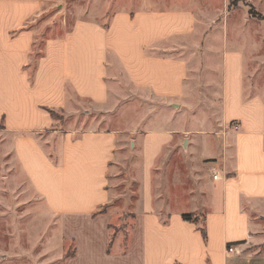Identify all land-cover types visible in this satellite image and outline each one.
I'll return each mask as SVG.
<instances>
[{
    "label": "crops",
    "instance_id": "0c3cea01",
    "mask_svg": "<svg viewBox=\"0 0 264 264\" xmlns=\"http://www.w3.org/2000/svg\"><path fill=\"white\" fill-rule=\"evenodd\" d=\"M48 1L0 0V147L13 154L59 219L62 236L72 240L73 254L62 264H264V102L244 99L243 56L225 60V123L236 121L239 128L230 126L214 149L220 177L210 183L207 240L183 211L170 212L167 224L156 211L154 169L178 133L154 130L135 140L141 148L140 208L123 248L113 250L118 242L108 185L120 133L71 122L53 127L46 107L68 111L71 97L107 102L116 63L135 87L180 97L188 61L165 55L166 48L195 31L199 12L193 3L122 9L108 23L80 18L45 39L34 24L54 10ZM246 2L264 14V0Z\"/></svg>",
    "mask_w": 264,
    "mask_h": 264
},
{
    "label": "rangeland",
    "instance_id": "374dc122",
    "mask_svg": "<svg viewBox=\"0 0 264 264\" xmlns=\"http://www.w3.org/2000/svg\"><path fill=\"white\" fill-rule=\"evenodd\" d=\"M231 1L51 0L48 4L54 10L34 24L37 33L48 39L68 31L80 18L108 23L112 14L122 9L193 3L199 12L195 31L174 38L166 48L165 55L188 61L180 97H160L135 87L116 63L107 102L94 104L71 97L68 111H58L55 116L59 128L71 122L84 130L120 133L108 185L109 207L115 216L111 232L118 242L113 250L123 248L134 212L140 208L142 169L137 137L154 130L178 133L154 169L155 208L164 219L172 211L194 213L200 218L208 207L212 176L218 173L212 158L218 138L225 136L230 126L239 128L236 121L227 126L225 123L223 79L227 55L244 58V99L264 102V19L258 17L256 12L262 13L255 7L256 12H250L246 0H233V5ZM37 47L39 50V44ZM5 152L0 147V264H62L73 254L72 240L62 236L59 219L36 195L13 154Z\"/></svg>",
    "mask_w": 264,
    "mask_h": 264
},
{
    "label": "trees",
    "instance_id": "16d2710c",
    "mask_svg": "<svg viewBox=\"0 0 264 264\" xmlns=\"http://www.w3.org/2000/svg\"><path fill=\"white\" fill-rule=\"evenodd\" d=\"M233 2H234V1L232 0V1H231V5H233ZM245 3H246L247 6L250 7V12H251V13H255V12H256L255 9H254V7H253L251 4H249V3H247V2H245ZM256 14L258 15L259 18L264 19V15H262V14H260V13H258V12H256ZM18 31H19V30H18ZM42 55H43V54H39L38 57H41ZM46 109L50 112V114H51V116H52V118H53V120H54L53 127H58V126L55 125V120H56V117H55V116H56V114L58 113V111H63V109H57V108H52V107H46ZM60 120H61V121L64 120L63 117H60ZM58 128H59V127H58ZM182 218H183L185 221L195 223V224L197 225L198 230L201 232V234H202L204 240H207L208 235H207V230H206V216H205V214H203V215L199 218V217L196 216L194 213H183V214H182ZM164 223L167 224V223H168V220L165 219V220H164ZM176 264H180V263H176Z\"/></svg>",
    "mask_w": 264,
    "mask_h": 264
},
{
    "label": "built area",
    "instance_id": "2783aa9c",
    "mask_svg": "<svg viewBox=\"0 0 264 264\" xmlns=\"http://www.w3.org/2000/svg\"><path fill=\"white\" fill-rule=\"evenodd\" d=\"M213 177L215 180H217L220 177V175L218 173H216V174H214ZM233 251H234V247H229V252H233Z\"/></svg>",
    "mask_w": 264,
    "mask_h": 264
}]
</instances>
